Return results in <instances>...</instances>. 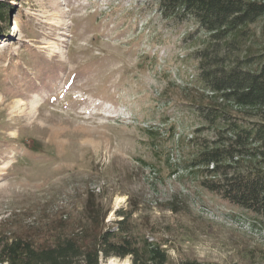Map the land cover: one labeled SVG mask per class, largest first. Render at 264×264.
<instances>
[{
	"label": "rangeland",
	"instance_id": "obj_1",
	"mask_svg": "<svg viewBox=\"0 0 264 264\" xmlns=\"http://www.w3.org/2000/svg\"><path fill=\"white\" fill-rule=\"evenodd\" d=\"M0 1V237L49 244L124 213L168 264H264V222L190 168L214 139L195 107L236 115L200 83L207 34L153 0ZM249 33L255 54L264 17Z\"/></svg>",
	"mask_w": 264,
	"mask_h": 264
},
{
	"label": "trees",
	"instance_id": "obj_2",
	"mask_svg": "<svg viewBox=\"0 0 264 264\" xmlns=\"http://www.w3.org/2000/svg\"><path fill=\"white\" fill-rule=\"evenodd\" d=\"M153 1L164 20L192 21L208 35L210 46L197 52L200 83L239 116L223 105L195 107L214 139L201 145L190 168L201 174L203 188L264 222V47L255 54L247 47L249 27L264 17V0ZM10 10L0 1V35ZM118 217L104 228V217L93 215L92 232L86 228L49 244L0 237V264H101L126 257L131 264H168L161 244L135 238L128 217Z\"/></svg>",
	"mask_w": 264,
	"mask_h": 264
}]
</instances>
